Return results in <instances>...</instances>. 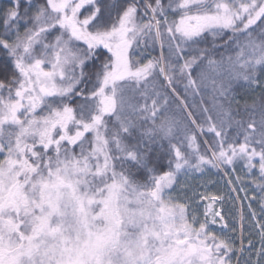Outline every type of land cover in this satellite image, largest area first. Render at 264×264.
I'll return each mask as SVG.
<instances>
[{
	"label": "snow or ice",
	"instance_id": "snow-or-ice-1",
	"mask_svg": "<svg viewBox=\"0 0 264 264\" xmlns=\"http://www.w3.org/2000/svg\"><path fill=\"white\" fill-rule=\"evenodd\" d=\"M0 264H264V0H0Z\"/></svg>",
	"mask_w": 264,
	"mask_h": 264
},
{
	"label": "rangeland",
	"instance_id": "rangeland-1",
	"mask_svg": "<svg viewBox=\"0 0 264 264\" xmlns=\"http://www.w3.org/2000/svg\"><path fill=\"white\" fill-rule=\"evenodd\" d=\"M235 173L231 170L225 174L224 170L217 171L216 169L207 168L203 173L191 171L187 174L181 175L180 181L184 186V191L181 192V196L186 194L187 197L191 198V205L196 209L198 214L204 212L208 201L200 200L199 196L201 194L206 195H219L223 196L224 200L222 203L217 202L213 205L214 208L221 211L222 215L225 216L226 221L229 226H233L237 228V234L240 229V214L243 212L245 216L244 221V229L245 235L248 232L252 233V239L258 248L259 245V236L257 235L258 228L252 227L254 221L251 220V216L248 209V204L250 203V197L254 194V190L251 186L248 187V197L249 199H244V192H232V185L228 183L230 178H233L235 175H243L241 170V166L238 168ZM222 175V179L217 178V175ZM255 194L258 195V192ZM239 197V198H237ZM253 208H257L255 202H252ZM259 219V216L257 217ZM214 230H219V225L213 226Z\"/></svg>",
	"mask_w": 264,
	"mask_h": 264
},
{
	"label": "trees",
	"instance_id": "trees-1",
	"mask_svg": "<svg viewBox=\"0 0 264 264\" xmlns=\"http://www.w3.org/2000/svg\"><path fill=\"white\" fill-rule=\"evenodd\" d=\"M157 53H153V55H156ZM239 91V90H238ZM238 99H241V101H243V96L242 95H240V96H238ZM233 107L235 108L236 107V105H233ZM204 138L203 137H201V140H203ZM165 147H167V144L165 143ZM240 167V165L239 164H237V166H236V168H237V170H240V169H238ZM229 172V171H228ZM217 178H220V179H222V175L220 174V172H219V174L217 175Z\"/></svg>",
	"mask_w": 264,
	"mask_h": 264
}]
</instances>
